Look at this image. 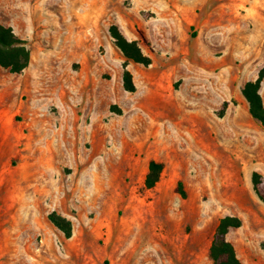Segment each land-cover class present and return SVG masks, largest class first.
Instances as JSON below:
<instances>
[{
	"label": "rangeland",
	"instance_id": "374dc122",
	"mask_svg": "<svg viewBox=\"0 0 264 264\" xmlns=\"http://www.w3.org/2000/svg\"><path fill=\"white\" fill-rule=\"evenodd\" d=\"M0 23L31 53L0 66V264H213L225 216L264 264V126L241 93L264 68V0H0ZM111 25L149 66L125 68Z\"/></svg>",
	"mask_w": 264,
	"mask_h": 264
},
{
	"label": "trees",
	"instance_id": "16d2710c",
	"mask_svg": "<svg viewBox=\"0 0 264 264\" xmlns=\"http://www.w3.org/2000/svg\"><path fill=\"white\" fill-rule=\"evenodd\" d=\"M109 34L114 45L120 50L125 58L124 66L126 68L128 61H132L143 66H149L151 59L143 53L136 41H129L120 32L116 25L109 27ZM31 62V53L27 48L26 42L20 39L11 27L0 23V66L9 70L11 73H21ZM264 81V68H262L254 81H247L241 93L248 104V110L253 119L264 126V102L260 94L262 83ZM123 86L127 92H134L135 85L132 81V75L128 70L123 72ZM226 104L224 103V107ZM162 165L151 161L148 166V172L145 177L144 185L147 189L156 186L160 179ZM253 191L259 200L264 201V178L258 172L251 175ZM181 184H179V191ZM49 221L58 228L65 238L72 236V223L67 218L56 212L48 215ZM242 221L239 217L225 216L220 219L210 244L209 254L213 264H242L237 256L234 245L228 241L227 234L230 229L240 228Z\"/></svg>",
	"mask_w": 264,
	"mask_h": 264
},
{
	"label": "crops",
	"instance_id": "0c3cea01",
	"mask_svg": "<svg viewBox=\"0 0 264 264\" xmlns=\"http://www.w3.org/2000/svg\"><path fill=\"white\" fill-rule=\"evenodd\" d=\"M235 250H236V249H235ZM238 258H239V257H238ZM240 261H241V260H240ZM241 262H242V261H241ZM242 264H247V263H243V262H242Z\"/></svg>",
	"mask_w": 264,
	"mask_h": 264
}]
</instances>
